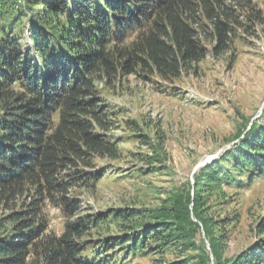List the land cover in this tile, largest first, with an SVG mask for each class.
<instances>
[{
  "label": "trees",
  "instance_id": "trees-1",
  "mask_svg": "<svg viewBox=\"0 0 264 264\" xmlns=\"http://www.w3.org/2000/svg\"><path fill=\"white\" fill-rule=\"evenodd\" d=\"M247 23L264 24L253 0H0V208L32 196L0 219V264H113L115 248L120 256L171 252V264H264V217L254 230L260 240L228 258L232 220L210 206L224 189L264 178V111L157 207L113 211L103 223L106 233L115 227L114 237L85 240L101 220L71 221L77 205L66 197L93 189L95 174L81 170L93 158H118L96 81L137 71L177 80L205 59L203 42L219 57ZM142 144L152 149L147 165L160 163L161 148ZM67 170L70 178H59ZM47 200L70 218L60 236L41 216Z\"/></svg>",
  "mask_w": 264,
  "mask_h": 264
},
{
  "label": "rangeland",
  "instance_id": "rangeland-1",
  "mask_svg": "<svg viewBox=\"0 0 264 264\" xmlns=\"http://www.w3.org/2000/svg\"><path fill=\"white\" fill-rule=\"evenodd\" d=\"M253 4L264 18V0H253ZM22 20L24 32L26 19ZM245 26L244 30L234 28L227 53L219 57L212 54V43L203 42L205 59L177 80L165 82L148 71H137L116 76L110 84L106 79L95 82L98 97L113 120L106 137L118 145V158H93L90 169L81 168L95 174L93 189L76 187L66 195L77 205L71 221L101 220L98 230L85 240L97 243L109 234L114 237L115 227L111 224L106 233L107 224L103 223L113 219V211L157 207L167 192L192 181L198 169L233 147L244 124L247 127L259 120L264 111V24ZM23 36L20 43L26 44L27 34ZM148 139L161 148L160 163L151 166L143 158L152 156V149L142 144ZM73 173L67 170L59 178L67 180ZM224 191L226 197H213L210 206L214 216L232 220L226 227L225 256L229 258L260 240L254 230L264 217V178ZM31 199L28 193L8 208L1 206L0 219ZM40 208L48 231L60 236L63 224L70 219L68 214L49 200ZM110 255L113 264L176 262L171 252L164 256H120L115 248Z\"/></svg>",
  "mask_w": 264,
  "mask_h": 264
}]
</instances>
